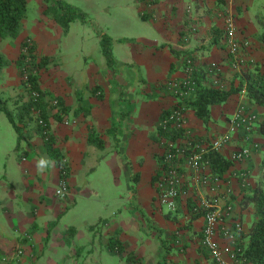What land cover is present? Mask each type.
Returning <instances> with one entry per match:
<instances>
[{"label":"crops","instance_id":"1","mask_svg":"<svg viewBox=\"0 0 264 264\" xmlns=\"http://www.w3.org/2000/svg\"><path fill=\"white\" fill-rule=\"evenodd\" d=\"M136 2L149 35L130 42L119 33L124 13L118 12L114 19H109L102 34L110 38L114 66L108 65L104 58L99 67L87 71L48 68L52 55L42 51L39 37L28 30L16 40H4V46L0 47L11 61L0 75L8 78L5 89L23 94L17 60L25 38H33L35 56L41 60L38 81L49 103L45 105V113L54 147L68 166L69 186L65 197L58 196L63 176L61 166L48 151L37 120L27 114V104L17 105L19 118L15 120L20 134L12 126L17 133L16 149L22 154L17 164L8 161L0 169V264H109L115 259L116 264L213 263L202 245L205 220L189 210V201L192 193L199 198L214 193L197 189L188 176L181 188L177 211H169L158 199L155 180L162 148L157 129L162 114L177 105L162 84L186 77L185 59L189 56L206 75L204 84L209 86H215V79L216 86L237 85L246 71L262 66L264 0ZM228 9L237 16L238 38L250 43L249 48L240 51V64L224 41ZM95 42L101 46L100 34ZM115 45L128 46L127 57L115 55ZM212 65L219 67L218 76L208 71ZM55 98L60 100V108L52 111ZM242 108L257 114L258 121L249 131L239 128L232 132L229 144L220 151L232 161L219 187L222 195L230 192L228 201L232 206L223 229L234 232L235 238L231 241L220 233L218 239L222 245L230 246L246 244L244 235L253 221V208L242 209L241 204L261 177L264 135L259 123L264 108L240 92L225 103L212 106L208 124L191 109L186 112L188 130L211 139L229 132L232 119ZM58 111V116L53 115ZM242 148H250V156L233 161V154ZM41 157L49 161L43 170L37 168ZM103 162L107 163L109 173L124 177L131 199L136 197L139 212H143L141 216L132 211L135 214H129L128 218L125 208H118L108 218L101 214L98 218L91 217L92 176L96 174V166ZM179 164L181 171L188 173L185 159ZM98 183L106 187L104 178L99 177ZM82 206H86V213L80 216L76 211ZM108 209L106 205L102 207L103 212ZM136 216L143 226L146 217L153 222L155 239L160 240L156 247L148 246L142 236L130 232ZM236 222L242 224L240 234L236 232ZM18 251L22 254L18 255Z\"/></svg>","mask_w":264,"mask_h":264},{"label":"built area","instance_id":"2","mask_svg":"<svg viewBox=\"0 0 264 264\" xmlns=\"http://www.w3.org/2000/svg\"><path fill=\"white\" fill-rule=\"evenodd\" d=\"M153 1V0H152ZM236 14L232 10L225 11L224 41L228 47L229 53L235 58L237 64H240V51L242 48H249V41H241L238 38V24ZM33 42L27 38L22 46V79L25 83V89L34 102L33 110L37 122L45 135L51 133L50 124L42 116L40 103L43 99L42 94L34 87L30 80V67L34 64L33 60ZM186 77L180 80H168L162 84V88L176 99L178 105L173 110L168 111L161 119L160 126L170 133V127L183 132V137L175 143L170 139L162 140V153L160 155V171L157 181V193L160 203L169 211L175 212L178 207V199L181 194V188L189 176L193 185L197 189H209L214 194L207 198L202 197L196 206V211L203 214L205 225L203 228L202 245L216 264H242L239 254L242 252L240 245L230 246L222 245L219 242V235L222 233L227 239L234 240L235 234L224 228V221L231 214L232 206L228 201L229 191L225 194L219 193V187L222 183V177L214 174L210 168V162L206 159L208 150L215 149L221 151L230 140L231 133L239 128L246 131L251 130L252 125L258 121L257 114L239 109L231 122L229 132L209 140H203L196 134L190 132L186 127L187 108L186 100L196 95L199 80L198 74L201 72L192 57L185 59ZM208 71L212 75L218 76L219 67L217 65L209 66ZM215 79L214 85L216 86ZM222 87V86H221ZM53 105L59 109L60 102L53 100ZM66 124L69 121L65 122ZM251 154L250 148L238 149L232 157L233 161H242ZM185 159L188 167V173L181 171L179 162ZM65 162V161H64ZM69 192L67 178H62L58 196L65 197ZM224 202V203H223ZM236 232H242L243 227L240 222H236ZM18 255L22 251L17 252Z\"/></svg>","mask_w":264,"mask_h":264},{"label":"rangeland","instance_id":"3","mask_svg":"<svg viewBox=\"0 0 264 264\" xmlns=\"http://www.w3.org/2000/svg\"><path fill=\"white\" fill-rule=\"evenodd\" d=\"M61 1L85 13L87 21L82 22L79 19L74 21L71 23L68 32L65 33L63 26L55 21L51 15L45 13L48 5L44 0H28L27 17L23 22L24 30L31 31V33L39 37L42 51H46L52 55L49 57L52 59L49 60L48 63L46 62L49 66L48 68L52 67L53 69H58L61 67L63 71L69 72L74 69L87 71L93 66L99 67L101 62L105 60V57L100 44L96 43L95 40L98 34L104 33L110 21L109 19H114L118 12L124 13L122 31L119 33L125 37H128L130 42L133 41V43H135L134 41H136L135 39H137V37L149 35L146 27L143 25L146 24V21L141 18L136 0ZM27 38H30L33 42L32 54L34 64L29 70L31 73H38L41 60L35 56L33 38L31 36H27L25 40ZM4 44V41H0L1 48L4 46ZM128 48L129 47L126 45H115V55L118 57H127V51H129ZM38 64L39 66H37ZM42 64H44V61ZM7 79L8 78H6L4 75L0 77V98L2 100L1 106L5 105L6 108L12 112L14 117L18 119L19 111L16 106L22 103L27 104V102L30 100V95L24 88L22 69L20 68V85L25 89L23 94H19L18 90H15V92L6 90L5 88L8 86ZM13 92L14 94H12ZM56 99L57 98L53 100ZM57 100L60 102L59 99ZM55 109L57 108L53 105L52 101V111ZM34 119H36V117H32V120ZM198 137L203 140L210 139L202 136ZM16 147L17 133L5 112H0V169H2V167H4L8 161L11 163H18L22 151L20 149L17 150ZM160 164L161 162L159 161V167ZM96 168V174L92 176V190L89 191L90 198L93 201V204L90 206L91 217L98 218V216L101 214L104 218H108L118 208H125L128 218L130 217L129 214L133 213L132 211H137L141 216L143 212H139V207L136 205L138 203L136 197L134 196L135 199H131V190L129 191L127 186H125L126 183L124 181V177L118 175L117 173L113 175L114 172L109 173V168L106 162L98 164ZM99 177L104 178V182L106 183L105 188L102 185H99ZM113 180L116 183L120 181V184L118 185L114 183ZM157 181L158 177L156 176L155 186H157ZM94 191L97 192L95 193ZM205 197L207 196L205 195ZM200 199L201 198H199V196L192 193L190 201L197 206ZM104 205L108 206L109 208L105 212L102 210ZM85 209L86 206L80 207V210L78 209L79 211H76V214L80 216L84 215L86 213ZM164 211H166V208H164ZM134 221L138 223H135ZM144 223V226L141 225L138 216H136L135 220H132L131 222V225L134 226H131L130 232L142 236L144 242H146L148 246L154 248L158 242H160V240L155 239L156 236L154 233H156V230L152 226L153 222L146 217ZM117 262L118 260L115 259V261H109V264H116ZM124 264H127V261H124Z\"/></svg>","mask_w":264,"mask_h":264},{"label":"trees","instance_id":"4","mask_svg":"<svg viewBox=\"0 0 264 264\" xmlns=\"http://www.w3.org/2000/svg\"><path fill=\"white\" fill-rule=\"evenodd\" d=\"M48 5L45 11L46 14L51 15L55 21L60 23L64 32L66 33L71 23L76 20L86 22L85 13L77 8L61 1V0H44ZM28 0H0V41L16 40L24 31L23 22L27 17ZM101 35V46L103 54L106 58L108 65L114 66L116 61L113 56L110 38L105 34ZM261 39L264 43V22ZM21 54L17 63L22 68ZM21 60V61H20ZM45 61V60H44ZM10 60L0 50V75L9 66ZM41 65V64H40ZM39 66V64L37 65ZM201 71L198 74L199 86L195 96L186 100V108L191 109L196 117L203 123L208 124L211 121V107L214 105H221L225 103L232 95L240 92H245L249 100L260 107L264 108V64L257 66L253 71H246L244 75L239 78L238 84H230L226 87L209 86L204 84L206 75ZM30 80L34 87L42 94V101L40 109L42 116L48 120V115L45 113V105L49 104L45 101L46 93L41 89L38 81L37 72L30 74ZM24 86L25 83L23 82ZM25 88V87H24ZM6 101V100H5ZM2 100L0 98V112H5L12 125L15 127L18 134H20L19 127L16 123L15 117L6 106H1ZM61 103V102H60ZM178 105V104H177ZM26 112L30 117L35 118L33 106L34 102L30 98L26 105ZM59 111L55 116H58ZM167 114L164 112L162 118ZM35 115V117H34ZM161 118V119H162ZM32 119V118H31ZM37 120V118H36ZM40 129V128H39ZM259 129L264 135V116L259 123ZM42 132V130H40ZM48 151L56 157L59 165L61 166L62 178L68 176V166L64 162L59 150L54 147L53 135L49 133L45 135L42 133ZM157 137L162 142L164 138L170 139V142L175 143L179 138L183 137V132L170 127V133L165 131L160 125L157 129ZM206 159L210 162L211 171L214 174L223 177L224 173L232 166V161L224 157V155L215 149H209L206 154ZM159 172L157 173V177ZM191 202V201H189ZM242 209L248 207L253 208V221L247 234L244 238L247 239L246 244H240L242 252L239 254V259L242 264H264V155L261 167V177L257 186L251 192L246 194L242 200ZM189 210L196 216H203L202 213L196 211V205L191 202ZM212 264H216L213 262Z\"/></svg>","mask_w":264,"mask_h":264},{"label":"clouds","instance_id":"5","mask_svg":"<svg viewBox=\"0 0 264 264\" xmlns=\"http://www.w3.org/2000/svg\"><path fill=\"white\" fill-rule=\"evenodd\" d=\"M48 163H49V161H48L46 158L41 157V158L38 159V161H37V168H38L39 170H43L44 167H45Z\"/></svg>","mask_w":264,"mask_h":264}]
</instances>
